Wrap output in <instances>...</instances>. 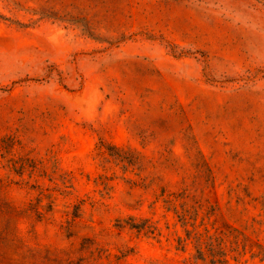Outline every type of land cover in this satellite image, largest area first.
<instances>
[{"label":"rangeland","instance_id":"obj_1","mask_svg":"<svg viewBox=\"0 0 264 264\" xmlns=\"http://www.w3.org/2000/svg\"><path fill=\"white\" fill-rule=\"evenodd\" d=\"M264 264V0H0V264Z\"/></svg>","mask_w":264,"mask_h":264},{"label":"trees","instance_id":"obj_2","mask_svg":"<svg viewBox=\"0 0 264 264\" xmlns=\"http://www.w3.org/2000/svg\"><path fill=\"white\" fill-rule=\"evenodd\" d=\"M208 248L211 256L215 258L216 262H221L222 264H225L226 261L219 258L220 251L212 243H210Z\"/></svg>","mask_w":264,"mask_h":264}]
</instances>
